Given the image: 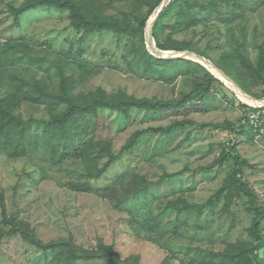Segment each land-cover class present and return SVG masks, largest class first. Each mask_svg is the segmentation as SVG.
<instances>
[{
	"label": "rangeland",
	"instance_id": "374dc122",
	"mask_svg": "<svg viewBox=\"0 0 264 264\" xmlns=\"http://www.w3.org/2000/svg\"><path fill=\"white\" fill-rule=\"evenodd\" d=\"M84 1L90 17L101 13L121 20L125 15L147 12L146 3L136 0ZM225 1L209 5L211 10L197 11L202 18L192 28L183 26L174 31L175 16L166 18L162 43L190 44L194 50L190 52H203L212 63L241 50L245 61L257 66L264 53V2L258 5L256 0H245L244 10L234 11ZM24 2L0 0V91L5 98L12 92L9 87L15 76L21 78L17 86L25 93L37 85L58 89L65 77L73 79L74 96L103 91L111 100L153 102L182 100L207 78L203 68L224 83L213 82L205 99L189 101L182 109H101L78 120L79 128L66 139L56 137L50 144L44 139L45 124H33L24 132L21 155L16 157L14 149L4 147L0 151V231L10 232L12 226L6 220L13 219L29 224L43 244H70L66 253L71 246L93 251L103 241L113 245L123 260L135 259L139 264H163L167 257H171V264H242L238 262L242 258L235 256L256 245L250 232L255 214L247 211L249 199L239 191L230 195L231 211L224 209L229 189L218 193L229 180L234 159L220 160L236 142L238 155L247 162L243 180L257 196L254 204L264 209V134L236 135L226 129L228 125L238 127L243 113H254L244 110L243 105H258L252 98H243L223 72L196 56L165 64L149 61L144 54L154 52L148 44H156L150 37V26L157 11L149 17L142 40L141 36H118L111 31L78 30L71 11L54 7L39 6L17 20L12 9ZM227 20L231 23L225 24ZM239 71L245 73L249 90L261 95L264 73L248 77V70ZM259 72L261 76H257ZM65 108L49 112L44 106L23 102L21 114L25 120L49 121L52 113L55 116ZM259 114L264 115V110ZM184 121L182 126H173ZM136 133V145L125 151ZM88 143L98 144L95 153L100 168L110 160L107 148L116 156L100 179H86L83 164L72 157ZM51 144L58 150L55 159L49 155ZM63 152L68 153L62 157ZM138 178H144L148 185L125 202L131 191L128 184ZM210 200L212 206L204 211L184 210L186 204L201 205ZM173 204L178 211L171 208ZM137 216L153 226L142 224ZM131 228L140 236L132 235ZM262 234L264 237V220ZM261 248L258 256L264 264ZM218 253L233 254L234 261L221 263L222 258L214 256ZM53 256L51 249L27 243L18 233L7 234L0 241V264H54ZM75 264L109 263L78 259Z\"/></svg>",
	"mask_w": 264,
	"mask_h": 264
},
{
	"label": "trees",
	"instance_id": "16d2710c",
	"mask_svg": "<svg viewBox=\"0 0 264 264\" xmlns=\"http://www.w3.org/2000/svg\"><path fill=\"white\" fill-rule=\"evenodd\" d=\"M163 1L164 0H136V2L138 3H146L145 6L147 8V12H140L137 15L133 14V17L125 15L121 20L116 17H104L100 15L101 13L97 14V16L94 15L93 17H90L86 8V2L84 0H25V2L19 8H13L12 11L15 18L19 20V17L22 14L27 13L34 8H38L39 6H47L48 8L54 7L62 11L69 10L72 12L73 22L76 23V29L78 30L83 29L86 30V32L111 31L118 36H141L142 40H144L147 21L149 17H151L157 11ZM209 1L210 3H207L204 0H172L171 3L159 15L158 19L154 22L153 36L156 41L157 48L162 51H194L193 47H191L190 44H179L177 46H171L170 40L162 43L160 35L163 34L165 30L164 20L168 17L173 18L175 16L176 21L172 25L173 30L176 28H181L183 26H187L189 28L195 27L198 25L202 18V16L198 18V15L196 14L197 11L203 12L205 10H211V8H208L209 5H211V7L212 5L216 6L215 4H217L218 2L225 0ZM244 1L245 0H226L225 2L229 3V6L234 7V11H243ZM263 2L264 0H256V3L258 5H261ZM139 6L141 7L140 4ZM234 17L238 18L237 16ZM207 19L212 20L211 18ZM230 23L231 20H227V22H225V24ZM195 52L211 61V59L207 57V54L196 50ZM144 55L149 58V61L156 64L173 62V60L160 59L149 53H146ZM228 55L225 60L214 62L215 65L219 69L224 71L227 76L233 79L246 93L257 99L264 98V90L262 91L261 95L255 94L249 90L250 86L248 84V81L246 78H244L245 73H241L239 71L240 68H242L243 70H248L246 73L248 77L255 76L253 74L258 71L264 73V53H262L257 66L252 65V63H250L249 61H245V58L242 57L243 52L241 50H236L229 56ZM201 68L203 67L201 66ZM203 69L207 73V78H205L203 82L196 84L194 90L187 96H185L182 100L160 102L138 100L133 98H119L118 100H111L103 91L93 92L90 93V95L82 93L80 97L74 96L73 79L69 80L65 77L62 79V83L60 85V88L58 89H45L42 85H37L36 87L34 86V90L26 91L25 93L22 91V86H17V82L21 78L19 76H15L11 79L12 82L10 83L11 87H9V89H11L12 92L9 97L5 98L0 91V151L2 147H4L5 149H14L16 151V157L21 155L24 151L22 147L24 132H27L28 129H31L33 127V124L35 123L45 124L44 139L46 141H49L50 144V141H53L56 137L66 139L69 133L73 134V130L79 128V126H77L78 120L88 115H96L101 109L109 108L114 110H121L128 107H141L147 110H152L157 109L159 106H163L166 110L182 109L189 101H199L205 99L211 93V86L213 82H219L220 84L222 83L218 78L209 73L205 68ZM261 75L262 74H260L259 72L257 76ZM27 85L28 83L26 82V86ZM23 102H28L37 106H44L49 112L58 110L60 106H66V108L55 116L54 113H52L49 121L43 119L25 120L21 114V106ZM243 107L244 110L250 109L252 110L251 112L254 111V113L264 110L254 109L246 105H243ZM185 123L186 121L177 122L174 123L173 126L179 127L184 125ZM226 129H229L232 134L236 135L246 134L248 132H251L256 136L264 134V129L262 127L256 128L254 125H250V120L247 113H243L241 123L238 127L228 125ZM18 132H22L21 136L17 135ZM138 137L139 133L134 134L123 149L125 151L131 150L136 145L135 143L138 140ZM73 138L74 136L72 137V139ZM97 146L98 144L94 143L84 144L80 146L78 151L74 154V156H72L79 159L83 164V176H85L86 179L102 178L103 175L108 171L110 164L113 163L116 159V156H114V154L107 148L106 154L110 157V160L108 164H106L103 168H100L98 166L99 157H96L95 153V148ZM57 151V147L55 145L52 146V150L49 154L51 159H55L58 157ZM67 153L63 152L60 155L63 157V155ZM229 158L234 159V169L229 175L228 182L218 193L222 195L224 190L229 189L228 196H224L226 202V204L224 205V209L231 211L229 207H231L230 205L233 202V197H231L230 195L232 191H239L243 196H246L249 199V203L247 204L249 208H247V211L255 214V220L252 227L250 228V232L254 236L256 245L254 247L247 246L243 249L244 251L241 254H238L235 257L242 258L243 261H238L242 264H262L261 259L258 256V251L260 247L264 248V237L262 234L264 209L254 204V202L257 201V196L253 189L250 187L249 183L243 180V169L247 162L242 160L238 155L236 142H234V146L224 151L220 162L223 163ZM50 161L52 162L53 160ZM147 183L148 182H146L144 178H138L136 181H131L128 184V187L131 191L127 189L128 192L125 202H127V199H129L131 196L137 195L138 191H140V188L144 190L148 185ZM219 198L220 196L217 195V199ZM174 206L175 204H173L171 208L177 210V207ZM209 206H212V200L201 205L186 204L184 206V210L187 211L195 208L200 212L204 211ZM130 216L132 217L133 214L130 213ZM134 217L136 218V216ZM138 218L142 222V224L145 223L150 228L151 225L153 226V223H151V225L149 224L150 221L143 220L141 217ZM6 222L8 224H11L12 230L5 233L0 231V241L2 240V237L7 234L14 235L18 233L20 235H23L27 243L33 244L40 249H51L54 253V264H75V261L78 259H103L107 260L109 264H139V261H135V259L123 260L119 253L115 251L113 245L109 246L103 241H100L97 248L93 251L87 249H84V251H79L77 248L71 246V248L69 247L68 250L69 253H66L65 250L67 246H70V244L66 245L63 241L51 242L47 245L43 244L41 240L37 239L34 230L31 229V226L29 224L27 225L25 223H17L13 219H7ZM137 231L138 230L134 228L130 229L131 234L135 237L140 236ZM243 253H246V255L243 256ZM214 256L222 258L221 263H225L228 260L234 261L233 254L218 253L214 254ZM170 258L171 257H167L166 261L163 264H171Z\"/></svg>",
	"mask_w": 264,
	"mask_h": 264
},
{
	"label": "water",
	"instance_id": "95a60500",
	"mask_svg": "<svg viewBox=\"0 0 264 264\" xmlns=\"http://www.w3.org/2000/svg\"><path fill=\"white\" fill-rule=\"evenodd\" d=\"M172 0H164L161 4V6L157 9V14L156 16L153 18L151 26H150V37L154 40V36H153V28H154V22L158 19L159 15L164 11V9L171 3ZM153 45V46H152ZM148 44V48L150 50H154V52H151L152 55H154L157 58L160 59H170V60H178V59H190V56L194 55L197 57L198 60L205 62L206 64H210V66L216 67L217 69H219L214 63H212L210 60H208L207 58L197 54V53H193L190 51L187 52H178V54H175L174 56H170L169 54H166L164 51L159 50L158 48H156V44ZM153 48V49H152ZM201 62V63H202ZM203 65V63H202ZM204 66V65H203ZM205 67V66H204ZM208 69V68H207ZM209 70V69H208ZM221 72H223L224 76H226L230 82L237 88L239 89L243 94H245L246 96H248L249 98H252L259 107H264V100L262 99H257L251 95H249L248 93H246L233 79H231L229 76L226 75V73L224 71H222L221 69H219ZM210 71V70H209ZM211 72V71H210ZM212 73V72H211ZM219 79V78H218ZM220 80V79H219ZM221 82H223L221 80Z\"/></svg>",
	"mask_w": 264,
	"mask_h": 264
},
{
	"label": "built area",
	"instance_id": "2783aa9c",
	"mask_svg": "<svg viewBox=\"0 0 264 264\" xmlns=\"http://www.w3.org/2000/svg\"><path fill=\"white\" fill-rule=\"evenodd\" d=\"M250 115V116H249ZM250 125H254L256 128L262 127L264 129V115L257 113L248 114Z\"/></svg>",
	"mask_w": 264,
	"mask_h": 264
},
{
	"label": "bare ground",
	"instance_id": "6f19581e",
	"mask_svg": "<svg viewBox=\"0 0 264 264\" xmlns=\"http://www.w3.org/2000/svg\"><path fill=\"white\" fill-rule=\"evenodd\" d=\"M156 14H157V12H156ZM156 15H154L153 17H152V19L155 17ZM169 53H171V52H167L166 54H169ZM190 57H195L194 55H192V56H190ZM205 65V64H204ZM212 70V69H211ZM213 71V70H212ZM218 73V75H220V77L222 76L223 77V75L220 73V72H217ZM220 79V78H219ZM224 79H225V77H224ZM230 81V80H229ZM226 82V81H225ZM233 88V87H232ZM234 89V88H233ZM237 89V88H236ZM238 94V93H237ZM240 94H242V96H243V98H246L247 100H250V98L248 97V96H246L245 94H243L242 92L240 93ZM242 98V99H243ZM241 99V98H240ZM244 100V99H243ZM242 100V101H243ZM252 102L253 103H255V104H257L253 99H252ZM254 104V105H255Z\"/></svg>",
	"mask_w": 264,
	"mask_h": 264
},
{
	"label": "clouds",
	"instance_id": "9594fccd",
	"mask_svg": "<svg viewBox=\"0 0 264 264\" xmlns=\"http://www.w3.org/2000/svg\"><path fill=\"white\" fill-rule=\"evenodd\" d=\"M156 48H157V46H156ZM224 83V82H223ZM251 105V104H250ZM254 109H264V107H258L257 106V108H254Z\"/></svg>",
	"mask_w": 264,
	"mask_h": 264
}]
</instances>
